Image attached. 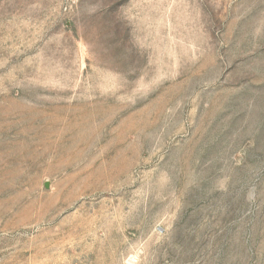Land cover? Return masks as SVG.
<instances>
[{
    "label": "rangeland",
    "instance_id": "374dc122",
    "mask_svg": "<svg viewBox=\"0 0 264 264\" xmlns=\"http://www.w3.org/2000/svg\"><path fill=\"white\" fill-rule=\"evenodd\" d=\"M0 264H264V0H0Z\"/></svg>",
    "mask_w": 264,
    "mask_h": 264
}]
</instances>
